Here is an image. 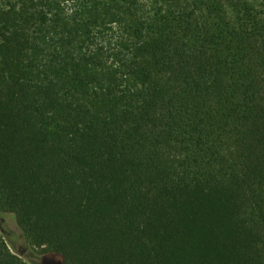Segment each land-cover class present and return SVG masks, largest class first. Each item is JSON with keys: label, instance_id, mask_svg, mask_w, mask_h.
I'll return each mask as SVG.
<instances>
[{"label": "trees", "instance_id": "16d2710c", "mask_svg": "<svg viewBox=\"0 0 264 264\" xmlns=\"http://www.w3.org/2000/svg\"><path fill=\"white\" fill-rule=\"evenodd\" d=\"M0 211L64 264H264V0H0Z\"/></svg>", "mask_w": 264, "mask_h": 264}, {"label": "rangeland", "instance_id": "374dc122", "mask_svg": "<svg viewBox=\"0 0 264 264\" xmlns=\"http://www.w3.org/2000/svg\"><path fill=\"white\" fill-rule=\"evenodd\" d=\"M0 234L11 252L26 264H64L60 255L31 247L24 239L12 214L0 211Z\"/></svg>", "mask_w": 264, "mask_h": 264}]
</instances>
